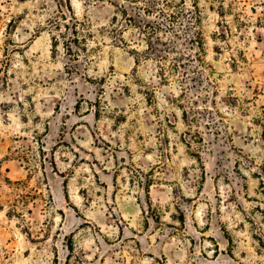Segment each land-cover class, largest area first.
Here are the masks:
<instances>
[{"label":"rangeland","instance_id":"374dc122","mask_svg":"<svg viewBox=\"0 0 264 264\" xmlns=\"http://www.w3.org/2000/svg\"><path fill=\"white\" fill-rule=\"evenodd\" d=\"M258 1L0 0V264H264Z\"/></svg>","mask_w":264,"mask_h":264},{"label":"trees","instance_id":"16d2710c","mask_svg":"<svg viewBox=\"0 0 264 264\" xmlns=\"http://www.w3.org/2000/svg\"><path fill=\"white\" fill-rule=\"evenodd\" d=\"M197 6V4H196ZM230 11L233 10V3L230 4ZM258 8H260V11L258 12ZM251 11L252 13L254 14H257L256 16V25L257 26H261L264 28V0H259L257 4H255L254 6L251 7ZM226 13H227V9L225 7L222 6V9L220 11V14L222 17H225L226 16ZM240 15V14H239ZM175 18L179 19L178 17H176L175 15H173ZM142 23V21L140 22ZM135 25H137V27L144 32L145 36L147 37L146 39V42H147V48L145 49L148 53H152V51H154V46H153V42H152V37H150L151 33H155L158 35L157 31L158 29H162V25L161 24H157V25H154V24H151V22H146L141 25V24H138V23H135ZM239 27L241 26H248V23L244 20H240L239 23H238ZM194 39L196 41V44H197V47H198V54H197V59L199 61H201V63H204L206 64V62L203 60V53L205 52V47H204V39H203V36H202V31L199 29L198 31H196L194 33ZM166 44V43H165ZM170 46V44H167ZM174 48V46H171L170 49L168 50L169 52H171V50ZM134 52H136L137 54H139L140 52L137 51V50H134ZM165 56L166 55H161L159 56V58L161 59H165ZM174 65H177L176 63H174ZM160 69L162 70L163 68L160 67ZM154 208L152 207V205H149V212H146L147 213V217L149 216V214H151V216H154L153 215V212H154ZM156 217L155 218H158L159 216V213H156L155 215ZM68 249L70 252L73 251V243L71 242V244L68 245Z\"/></svg>","mask_w":264,"mask_h":264}]
</instances>
